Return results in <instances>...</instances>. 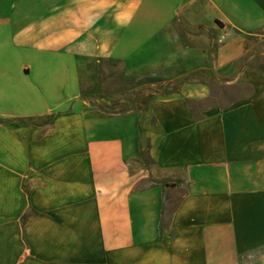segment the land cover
Wrapping results in <instances>:
<instances>
[{
    "label": "crops",
    "instance_id": "1",
    "mask_svg": "<svg viewBox=\"0 0 264 264\" xmlns=\"http://www.w3.org/2000/svg\"><path fill=\"white\" fill-rule=\"evenodd\" d=\"M0 264H264V0H0Z\"/></svg>",
    "mask_w": 264,
    "mask_h": 264
},
{
    "label": "rangeland",
    "instance_id": "2",
    "mask_svg": "<svg viewBox=\"0 0 264 264\" xmlns=\"http://www.w3.org/2000/svg\"><path fill=\"white\" fill-rule=\"evenodd\" d=\"M121 72V68L115 62H108L104 68L101 69L100 81L107 82L102 84L105 88L102 94L107 97H113L105 104V110H107V112L122 111L130 109L133 106H140L146 99L144 94L139 93L147 87L145 82H153L154 79L160 78L158 74L155 76L136 77L132 74L124 76ZM220 91L224 92L227 96L242 95L247 92L245 87L238 85L223 86L220 89L214 86L211 89V102H217V98L215 97L219 95Z\"/></svg>",
    "mask_w": 264,
    "mask_h": 264
},
{
    "label": "trees",
    "instance_id": "3",
    "mask_svg": "<svg viewBox=\"0 0 264 264\" xmlns=\"http://www.w3.org/2000/svg\"><path fill=\"white\" fill-rule=\"evenodd\" d=\"M174 87H175V85L170 86L169 88L166 86L165 87L164 86H155L154 90L157 92H160V93H166V92H169L170 90H172ZM112 112H114V111H111L110 113H112Z\"/></svg>",
    "mask_w": 264,
    "mask_h": 264
}]
</instances>
